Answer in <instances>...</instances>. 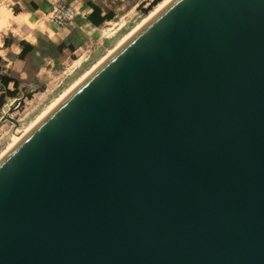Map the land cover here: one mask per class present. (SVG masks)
I'll list each match as a JSON object with an SVG mask.
<instances>
[{"label": "water", "instance_id": "water-1", "mask_svg": "<svg viewBox=\"0 0 264 264\" xmlns=\"http://www.w3.org/2000/svg\"><path fill=\"white\" fill-rule=\"evenodd\" d=\"M0 264H264V0H168L12 145Z\"/></svg>", "mask_w": 264, "mask_h": 264}, {"label": "crops", "instance_id": "crops-1", "mask_svg": "<svg viewBox=\"0 0 264 264\" xmlns=\"http://www.w3.org/2000/svg\"><path fill=\"white\" fill-rule=\"evenodd\" d=\"M51 1L0 0V4L7 3L9 7L14 6L19 9V12L16 11V13L8 10V12L0 15L1 30L5 28L8 30L2 39L0 38V56L2 57L0 76H9L17 81V84L10 82L6 86L0 78V84L3 87L0 92L3 94L5 92L14 94L19 88L20 81L31 80L34 75L42 74L50 67L53 61H56L53 64V68L56 71V64H59L58 58L61 52L75 51L76 48L73 47L74 44L72 43L81 44L83 42L82 38L87 36V29L91 31L100 30L104 24L113 19L94 24L90 19V15L93 13L95 5L101 8L102 16L106 14L115 15L114 10H109L106 5L98 0H66L77 7L79 15L71 28L59 29L43 20L45 18L48 19L47 12L51 7ZM106 37L108 36H101L95 40L94 51L101 49V46L108 39ZM24 48L26 54L22 57L21 53ZM93 52L86 58L80 57L74 60L71 67L75 68L68 72L65 78L68 79L75 70H79L82 66L88 64L91 61L90 56L93 55ZM12 86L16 90H13Z\"/></svg>", "mask_w": 264, "mask_h": 264}, {"label": "rangeland", "instance_id": "rangeland-1", "mask_svg": "<svg viewBox=\"0 0 264 264\" xmlns=\"http://www.w3.org/2000/svg\"><path fill=\"white\" fill-rule=\"evenodd\" d=\"M98 1L106 5L109 10H114L115 15L112 20L104 24L100 30L91 31L87 29V36L82 38L83 42L81 44L72 43L74 44L73 47L76 48L75 51L61 52L58 58L59 64H56V71L55 68H53V64H55L56 61H53L50 67L42 74L37 76L34 75L31 80L20 81L17 90L12 86L13 90H16L14 94H10L9 92L3 94L0 92V154L8 148L17 135L18 130L25 129L32 124L43 111L48 109L53 101L57 100L59 96L66 92V89L68 90L69 87H71L72 83L74 84L76 80L87 72V70L109 54L110 51L118 45L121 39L136 28V26H138L158 5L153 6L148 11H144L150 6L153 0ZM10 7L7 6V3H1L0 15L4 12H8V10L12 13H16V11L19 12V9L16 7ZM43 20L51 24L47 18ZM1 29L2 27H0V38L2 39L3 35L8 30L7 28ZM101 36H108L106 37L108 39H106L100 50L94 51L96 45L95 40ZM92 52L93 55L90 56L91 61H89L88 64L82 66L79 70H75L68 79L65 78L68 72L75 68L71 67L74 60L80 57L86 58ZM61 62L63 63L61 64ZM2 90L3 87L0 84V91ZM11 106H14V109L11 110ZM3 115H10L17 123L5 119Z\"/></svg>", "mask_w": 264, "mask_h": 264}, {"label": "built area", "instance_id": "built-area-1", "mask_svg": "<svg viewBox=\"0 0 264 264\" xmlns=\"http://www.w3.org/2000/svg\"><path fill=\"white\" fill-rule=\"evenodd\" d=\"M77 7L66 0H52L47 12L49 22L59 29L71 28L78 17Z\"/></svg>", "mask_w": 264, "mask_h": 264}, {"label": "bare ground", "instance_id": "bare-ground-1", "mask_svg": "<svg viewBox=\"0 0 264 264\" xmlns=\"http://www.w3.org/2000/svg\"><path fill=\"white\" fill-rule=\"evenodd\" d=\"M168 0H163L161 1L151 12L148 16H146V18L140 22V24L138 26H136V28H134L130 33L126 34V36L124 38L121 39V41L118 43V45L115 47L117 48L120 44H122L131 34H133L143 23H145L154 13H156ZM114 48V49H115ZM113 49V50H114ZM112 50V51H113ZM110 51V53L112 52ZM109 53V54H110ZM107 54V55H109ZM106 55V56H107ZM105 56V57H106ZM104 57V58H105ZM103 58V59H104ZM102 59V60H103ZM102 60H99V62H101ZM97 63V64H98ZM97 64H94V66L92 68H90L89 70H87V72H85L78 80L75 81V83L71 85V87H69V89H66V92H64L61 96H59V98L55 101L52 102V104L48 107V109H46L45 111H43L42 114L39 115V117L29 126H27L25 129H21L17 131V135L14 137V139L12 140L11 144L8 146V148H6V150H4L1 154L0 157L12 146L14 145L41 117H43L54 105H56L76 84H78Z\"/></svg>", "mask_w": 264, "mask_h": 264}, {"label": "trees", "instance_id": "trees-1", "mask_svg": "<svg viewBox=\"0 0 264 264\" xmlns=\"http://www.w3.org/2000/svg\"><path fill=\"white\" fill-rule=\"evenodd\" d=\"M161 1L163 0H153V2L150 4V6L148 8H146L144 11H148L149 9H151L153 6L159 4ZM114 16L113 14H106L105 16H102V10L101 8H99L98 6H94V11L93 13L90 15V19L92 20V22L94 24H100L102 22H104L107 19H112ZM6 44H7V40H6ZM26 54L25 48L23 49L21 56L24 57ZM2 61V57L0 56V62ZM0 78L2 79V82L4 85H8L10 82H14L15 84H17V81L12 79L9 76H0Z\"/></svg>", "mask_w": 264, "mask_h": 264}]
</instances>
